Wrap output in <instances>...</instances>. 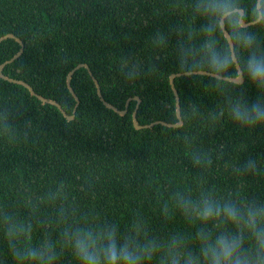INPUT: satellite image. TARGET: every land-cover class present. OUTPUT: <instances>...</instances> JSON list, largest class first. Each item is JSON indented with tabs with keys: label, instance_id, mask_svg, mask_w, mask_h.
<instances>
[{
	"label": "trees",
	"instance_id": "obj_1",
	"mask_svg": "<svg viewBox=\"0 0 264 264\" xmlns=\"http://www.w3.org/2000/svg\"><path fill=\"white\" fill-rule=\"evenodd\" d=\"M194 2L0 0V37L13 33L23 42L3 74L71 114L76 100L66 75L88 65L70 78L78 103L69 120L56 105L0 76V264H17L4 235L9 226H31L17 247L49 244L58 255L54 264H77L66 237L76 227L107 225L160 242L175 237L196 251L195 234L205 225L186 217L177 202H264V126L234 125L210 77L175 75L182 123H153L177 122L169 82L179 73L176 49L202 43L199 30L207 23L195 14ZM244 4L250 17L251 0ZM245 22L264 47V29ZM215 39L223 49L227 37L217 32ZM19 47L14 38L2 39L0 64ZM237 55L242 64L247 53L237 49ZM132 66L141 67L134 83L124 74ZM94 78L106 102L123 109L131 98L123 115L100 100ZM227 87H238L232 94L249 103L258 95L246 78ZM133 96L140 99L138 123L151 125L134 127ZM221 110L213 121L212 113ZM197 155L211 163L195 164ZM248 158L258 161L255 174L238 170Z\"/></svg>",
	"mask_w": 264,
	"mask_h": 264
},
{
	"label": "clouds",
	"instance_id": "obj_2",
	"mask_svg": "<svg viewBox=\"0 0 264 264\" xmlns=\"http://www.w3.org/2000/svg\"><path fill=\"white\" fill-rule=\"evenodd\" d=\"M192 8L195 14L207 20L199 30L204 39L198 46L181 44L177 47L178 72L210 77L224 97L230 119L239 129L264 126V47L253 31L245 30L247 19L264 29V0H251L250 17L244 0H195ZM217 32L228 37L223 49L217 47ZM237 49L247 53L242 64ZM140 72L141 67L132 66L124 74L134 83ZM245 78L258 93L251 103L243 95L232 94L238 87H227L229 84L240 86ZM189 106L194 113L197 111L196 105ZM223 115L222 110L219 114L213 112L211 119L216 121ZM193 162L210 164L211 160L205 161L197 155ZM257 165L255 158H248L238 170L255 174ZM176 207L186 217L198 219L205 225L195 234L196 251L189 250L183 240L175 237L164 242L155 238L141 239L139 234H123L107 225L76 227L66 232L67 246L77 264H151L154 259H158V264H264V202L236 203L226 199L221 203L201 197L199 201L181 200ZM164 211L167 214V209ZM30 233V225L9 226L5 230L17 264H54L58 255L49 244L16 246L21 235Z\"/></svg>",
	"mask_w": 264,
	"mask_h": 264
},
{
	"label": "water",
	"instance_id": "obj_3",
	"mask_svg": "<svg viewBox=\"0 0 264 264\" xmlns=\"http://www.w3.org/2000/svg\"><path fill=\"white\" fill-rule=\"evenodd\" d=\"M6 37H12V38H15V39L21 44V47H20L19 51H17V53H15V54H14L9 60L5 61L4 63H2V64L0 65V73H1L0 76H2L3 78L9 79L6 75H4V74L1 72V70H2L3 66H4L6 63L11 62V61L14 60L17 56H19V54H20V53L22 52V50H23V46H22V41H21L18 37H16L14 34H12V33H7V34L1 36V37H0V41H1L3 38H6ZM226 37H227V36H226ZM227 39H228V37H227ZM80 65H84V66H86V67L88 66V65L85 64V63H82V64H78V65H76V66L70 71V73H69V75H68V78H69L70 74H71L72 72H74V71L76 70V68H78ZM179 74H180V73H176V74L172 73V74L170 75V85H171L172 90H173V92H174V94H175V105H176L177 122H175V123H168V122H165V121H155V122H153V123L160 122V123H162V124H164V125H168V126H178V125H180V124L182 123V119H181L180 111H179V109H180V106H179V97H178L177 90H176V88H175V86H174V83H173V81H174L173 77H174L175 75H179ZM9 80H11V81H16V82H18V83H21V84L25 85V86L29 89L30 93L33 94V95H35V96H37L42 102H49V103H52V104L56 105V106L61 110L62 114L64 115V117H65L67 120L72 119V118L74 117V115H75V109H76V106H77V103H78V97H77V95L75 94V92L73 91V89L70 88V86H69L68 83H67L68 88H69L70 92L72 93L74 99L76 100L75 107H74L73 112H72L71 114H67V113L64 111V109L61 107V105H60L58 102H56L55 100H53V99H46L45 97H43V96H41V95L35 93V91L32 89V87H31L30 85H28L27 83H25L24 81H21V80H18V79H9ZM94 83H95V86H96L97 94H98V96L100 97V100L104 103V105H105L106 107H108V108L113 109V110L116 111L117 113L123 115V114L126 112V109H127L128 103H129V101H130L131 98H128V99L126 100V102H125V107H124L123 109H119L118 107H116V106H114V105H112V104H110V103H108V102H106V101L104 100V98L101 96V92H100L101 90H100V87H99V83H98V81H97L95 78H94ZM132 98L136 100V105H135V108H134V110H133V112H132V121H133V123H134L133 125H134L135 128H140V127H142V125H139V124L137 123V121H136V117H135V112H136V110H137V108H138V105H139L140 99H139L138 96H133ZM151 124H152V123L147 124V125H144V126H148V125H151Z\"/></svg>",
	"mask_w": 264,
	"mask_h": 264
},
{
	"label": "rangeland",
	"instance_id": "obj_4",
	"mask_svg": "<svg viewBox=\"0 0 264 264\" xmlns=\"http://www.w3.org/2000/svg\"><path fill=\"white\" fill-rule=\"evenodd\" d=\"M249 23L247 22H245V25H248ZM13 34V33H12ZM17 37V36H16ZM9 38H12V37H9ZM4 39V38H3ZM15 39V38H14ZM20 39V38H19ZM16 40V39H15ZM21 40V39H20ZM17 41V40H16ZM22 41V40H21ZM18 42V41H17ZM19 43V42H18ZM20 44V43H19ZM22 46H23V42H22ZM20 47H21V44H20ZM20 47H19V49H20ZM19 49H18V51H19ZM23 51V50H22ZM17 53V52H16ZM22 53V52H21ZM21 53L19 54V56L21 55ZM14 55V54H13ZM19 56H17V57H19ZM16 57V58H17ZM11 58V57H10ZM9 58V59H10ZM15 58V59H16ZM8 59V60H9ZM7 61V60H6ZM13 61V60H12ZM5 62V61H4ZM3 62V63H4ZM1 65V64H0ZM73 69V68H72ZM72 69H70L69 71H68V73H67V75H66V83H68L69 84V86H70V78H71V76H72V74H73V72L70 74V76H69V78H68V75H69V73H70V71L72 70ZM1 72H2V70H1ZM1 74V73H0ZM5 75V74H4ZM8 77V76H7ZM9 79H14V78H11V77H8ZM9 79H6L5 78V80H8V82H16V81H11V80H9ZM173 79H174V77H173ZM18 80H20V79H18ZM21 81H23V80H21ZM25 82V81H24ZM169 82H170V76H169ZM16 83H18V82H16ZM26 83V82H25ZM21 84V83H20ZM28 84V83H27ZM23 85V84H22ZM29 85V84H28ZM25 86V85H24ZM31 86V85H30ZM68 86V85H67ZM26 87V86H25ZM27 88V87H26ZM70 88H71V86H70ZM28 89V88H27ZM33 89V88H32ZM29 90V89H28ZM34 90V89H33ZM35 91V90H34ZM30 92V91H29ZM36 93V92H35ZM38 94V93H37ZM40 95V94H39ZM42 96V95H41ZM136 121H137V119H136ZM133 122V121H132ZM137 123H138V121H137ZM134 124V123H133ZM139 124V123H138ZM139 125H141V124H139ZM144 125H147V124H144ZM144 125H142V126H144Z\"/></svg>",
	"mask_w": 264,
	"mask_h": 264
}]
</instances>
